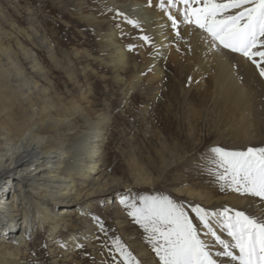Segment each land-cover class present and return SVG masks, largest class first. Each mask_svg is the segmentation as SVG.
Segmentation results:
<instances>
[{
  "label": "bare ground",
  "instance_id": "1",
  "mask_svg": "<svg viewBox=\"0 0 264 264\" xmlns=\"http://www.w3.org/2000/svg\"><path fill=\"white\" fill-rule=\"evenodd\" d=\"M97 2L91 10L81 5L77 14L98 27L96 37L101 55L104 54L103 59L112 60L118 73L132 72L128 66L131 60H143V68L152 72L151 78L162 81L164 61L174 60L179 72L189 75V90L200 89V94L194 95L200 97L198 102L202 107L185 99L181 112L183 120L195 122L193 126H185L187 134L196 132L197 148L206 145L209 139L213 147L221 144L230 151L264 148V77L260 76L256 65L243 55L223 48L203 29L185 23L179 9L186 6L179 0H175V7L166 0ZM236 11L239 9L230 10L228 14ZM169 15L177 20L175 28ZM113 20L117 24L111 23L110 29L104 31L105 25ZM142 36L150 37V53L145 55L141 50L132 57L134 47L145 42ZM177 44L185 51L186 60H190L184 67L176 53ZM69 60H72L70 56ZM11 65L19 75L9 76L0 62V264H20L21 246L29 238L41 230L49 229L54 237L59 231L71 230L70 226L74 229L78 225L70 221L73 214L87 216L90 202L119 187L109 185L104 176L108 115L100 113L98 119H93L91 105L86 108L74 99L67 101L56 90L54 77L47 74L36 56L32 60V67L38 71L35 76L26 75L18 61L12 60ZM201 77L204 78L198 83ZM77 83V80L73 82ZM130 85L132 89L133 82ZM91 92V83H87L81 95L86 97ZM202 123L207 130L204 136L200 135ZM159 154L167 160L159 176L176 162L186 161L188 156L186 147L173 140H165ZM167 155L173 160L166 159ZM207 156L205 162L212 158L210 154ZM193 158L198 164L195 156ZM205 162L196 168L189 164L184 175L203 187L202 191L186 187L179 189V193L197 198L207 211L218 212L227 207L257 218L264 217V199L227 188L222 190V182ZM139 174L138 180L142 183L152 184L155 180L144 170ZM214 228L222 239L232 242L222 228L215 224ZM199 233L206 242L212 241L202 225ZM69 238L76 242L83 237L79 232H72ZM211 247L218 264H239L230 257L216 255L222 251V246L212 243ZM233 251L238 255V250Z\"/></svg>",
  "mask_w": 264,
  "mask_h": 264
},
{
  "label": "rangeland",
  "instance_id": "2",
  "mask_svg": "<svg viewBox=\"0 0 264 264\" xmlns=\"http://www.w3.org/2000/svg\"><path fill=\"white\" fill-rule=\"evenodd\" d=\"M81 5L91 10L98 2L0 0V62L4 66V72L13 77L19 75L11 65L13 60L21 64L26 75L35 76L38 71L32 67V60L36 56L47 74L54 77L56 90L67 101L74 99L86 108L91 105L93 119H98L100 113L107 114V120L110 121L105 124L108 129L104 144V176L109 185H119L90 202L87 216L73 214L70 221L78 225L77 228L72 229L73 226H70L71 230L59 231L54 237L49 234V229L38 231L21 246L19 262L124 264L120 252L110 242L118 237L139 264H161L153 251L148 232L128 215L130 209L120 201L127 199L139 205L142 198L169 196L183 205L199 232L201 225L191 209L194 203L202 206L203 202L179 193V189L190 187L202 191L203 187L198 186L190 176L184 175L189 164L196 168L201 162H205L207 154L212 155L211 139L207 140L206 145L197 148L194 139L196 132L187 134L185 126L195 122L186 118L183 120L181 113L186 100L197 104L198 108L202 107L198 102L200 97L194 95H199L200 89L194 87L189 90V75L179 72L177 61L174 60L164 61L160 77H164L162 81L151 78L152 72L143 68V60H131L128 66L132 72L118 73L112 60L103 59L104 54L101 55L96 37L98 27L79 18L77 12ZM111 23L117 24V21L107 23L103 30L108 31ZM134 48L132 57L135 53H141V50L145 51V55L150 53L149 44L145 42ZM176 53L183 67L189 63L185 51L178 44ZM69 56L72 60H69ZM51 58L56 59L52 61ZM70 75L74 77L73 80L69 79ZM87 76L90 78L87 79ZM75 80L77 84H73ZM87 83H91L92 92L83 97L81 91ZM133 86L136 88L133 89ZM207 105L206 101L205 106ZM200 127V135L202 133L204 136L206 124L202 123ZM165 140H173V143L179 141L186 147L188 156L186 161L176 162L163 176H159L167 163L159 154V150L164 149ZM216 147L225 149L221 144ZM166 151L165 149V153ZM166 159L173 160L169 155ZM205 164L211 167L209 161ZM142 170L156 181L152 184L139 181ZM72 232H79L83 238L72 241L69 238Z\"/></svg>",
  "mask_w": 264,
  "mask_h": 264
},
{
  "label": "snow or ice",
  "instance_id": "3",
  "mask_svg": "<svg viewBox=\"0 0 264 264\" xmlns=\"http://www.w3.org/2000/svg\"><path fill=\"white\" fill-rule=\"evenodd\" d=\"M166 2L176 6L175 0ZM179 3L186 6L179 9L185 23L203 29L223 48L246 57L264 77L261 66L264 64V47H261L264 46V0H179ZM160 6L163 8L164 4ZM233 9L239 11L228 14ZM169 19L175 28L176 18L169 15ZM141 38L145 43L150 41L148 36ZM210 152V170L222 182V190L227 188L264 199V148L230 151L213 147ZM120 203L128 207V215L146 229L161 264H218L213 258L212 243L222 246L217 256L230 257L239 264H264V217L257 218L227 207L211 212L197 204L191 211L206 235L212 238L211 242H206L183 205L169 196L142 198L139 205L127 199H121ZM214 224L231 237V243L217 234ZM110 242L120 252L124 264H139L118 237ZM234 249L238 250V255L234 254Z\"/></svg>",
  "mask_w": 264,
  "mask_h": 264
}]
</instances>
